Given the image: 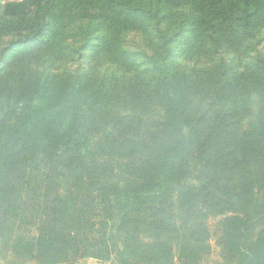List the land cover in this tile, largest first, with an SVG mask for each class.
Returning <instances> with one entry per match:
<instances>
[{"label": "trees", "instance_id": "1", "mask_svg": "<svg viewBox=\"0 0 264 264\" xmlns=\"http://www.w3.org/2000/svg\"><path fill=\"white\" fill-rule=\"evenodd\" d=\"M31 2L92 58L0 66V259L264 264V0Z\"/></svg>", "mask_w": 264, "mask_h": 264}, {"label": "rangeland", "instance_id": "2", "mask_svg": "<svg viewBox=\"0 0 264 264\" xmlns=\"http://www.w3.org/2000/svg\"><path fill=\"white\" fill-rule=\"evenodd\" d=\"M31 3V0H0V66L8 67L13 62L19 65L25 60L27 66L32 68H36L35 65L42 64V67L39 69L43 71L47 70L50 64H52V67L57 71L64 69L74 70L77 66L87 69L91 63L92 50L88 48L82 53V50L80 49L67 48V45L69 44L76 46L84 41V38L77 27L78 24L68 27L56 37V40H58L55 46V50L58 51L56 54H52L51 52L42 53L40 51L42 49L40 45L41 43L34 47L30 46L31 42H34L31 36V27L34 25V14L29 12L33 8ZM259 49H262L264 52V44H262ZM39 55H42V60H40ZM52 57L55 59L54 61L51 60ZM203 57L207 58L206 53L203 54ZM180 61L183 62L186 60L181 56ZM99 69L102 71L104 67L99 65ZM157 110L158 109L155 107V112L150 116L152 119L158 117ZM217 251V247L212 245L210 256L212 255V258L213 256L216 258ZM111 263V261L85 258L72 264ZM0 264L10 263L0 259Z\"/></svg>", "mask_w": 264, "mask_h": 264}]
</instances>
